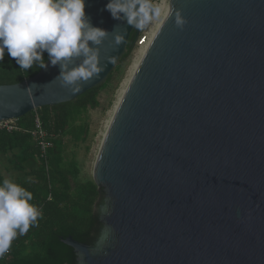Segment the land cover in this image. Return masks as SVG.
<instances>
[{
  "label": "water",
  "instance_id": "obj_1",
  "mask_svg": "<svg viewBox=\"0 0 264 264\" xmlns=\"http://www.w3.org/2000/svg\"><path fill=\"white\" fill-rule=\"evenodd\" d=\"M106 3L85 0L84 9L110 32L103 72L76 92L53 81L59 64L0 86V123L106 81L132 32L135 44L143 31L113 19ZM114 26L124 35L118 47ZM92 182L104 203L100 242L60 240L77 264H264V0H171Z\"/></svg>",
  "mask_w": 264,
  "mask_h": 264
},
{
  "label": "trees",
  "instance_id": "obj_2",
  "mask_svg": "<svg viewBox=\"0 0 264 264\" xmlns=\"http://www.w3.org/2000/svg\"><path fill=\"white\" fill-rule=\"evenodd\" d=\"M132 32L124 55L106 81L75 100L45 107L12 121L11 131L0 128V182L10 178L30 191L41 216L27 233L12 241L0 264H75L73 251L61 243L71 237L91 245L100 229L94 207L99 191L92 181H78L79 169L74 158L64 156L66 146L84 143L88 137L87 113L98 108L97 98L106 90L134 48ZM47 63V53L43 54ZM41 69H20L7 52L0 61V86L15 85L32 78ZM41 124L45 154L38 146L35 120ZM88 151V148L86 149Z\"/></svg>",
  "mask_w": 264,
  "mask_h": 264
},
{
  "label": "clouds",
  "instance_id": "obj_3",
  "mask_svg": "<svg viewBox=\"0 0 264 264\" xmlns=\"http://www.w3.org/2000/svg\"><path fill=\"white\" fill-rule=\"evenodd\" d=\"M84 9L85 0H0V61L7 52L24 70L34 65L47 69L59 64V74L53 81L79 91L82 83L103 72L100 46L110 33L93 26ZM104 9L113 19L138 31L161 16V7L153 0H107ZM175 15L177 26H182L180 13L176 11ZM115 28L111 31L112 43L118 47L124 35L116 33ZM76 60L79 62L74 64ZM32 199L30 191L10 178L0 182V257L41 216V211L30 203Z\"/></svg>",
  "mask_w": 264,
  "mask_h": 264
},
{
  "label": "rangeland",
  "instance_id": "obj_4",
  "mask_svg": "<svg viewBox=\"0 0 264 264\" xmlns=\"http://www.w3.org/2000/svg\"><path fill=\"white\" fill-rule=\"evenodd\" d=\"M162 0H153L155 4L161 5ZM166 6L170 5L171 0H163ZM169 3V4H168ZM153 21L149 26H147L142 34L148 36L153 25ZM139 50L134 44V48L130 53L129 57L120 66L118 73L114 74V79L108 85L105 91L101 92L97 98L99 106L93 111H88L87 113V123H88V137L84 143L77 144L73 146L71 144L66 146L64 156L67 159L74 158L79 169L78 181L83 183L84 181H92L93 168L95 164L96 157L101 147L102 140L108 129V124H110L114 112L113 107L116 102L118 92L121 88L122 82L126 79L128 70L134 60V56ZM88 148V151L86 149ZM0 173H2V168L0 167ZM103 206L104 203L98 197V200L94 207V214L99 215V206Z\"/></svg>",
  "mask_w": 264,
  "mask_h": 264
},
{
  "label": "bare ground",
  "instance_id": "obj_5",
  "mask_svg": "<svg viewBox=\"0 0 264 264\" xmlns=\"http://www.w3.org/2000/svg\"><path fill=\"white\" fill-rule=\"evenodd\" d=\"M169 1V0H168ZM169 4V3H168ZM161 16L158 20H155L154 22V25L151 29V31L149 32V38H148V41H144V43L141 44V46L139 47V50L137 51V53L135 54L134 56V60L128 70V73H127V77L126 79L122 82V85H121V88L118 92V95H117V98H116V102L114 104V107L112 108L113 109V112L115 114V112L117 111L118 109V106L120 105L121 101L123 100L125 94H126V91L133 79V77L135 76L136 72L138 71L139 69V66L141 64V62L143 61L147 51H148V48L150 46V44L152 43V41L154 40L163 20H164V17L168 11V8H169V5L166 6L164 4V1L162 0L161 1ZM110 125V124H108ZM109 128V126H108Z\"/></svg>",
  "mask_w": 264,
  "mask_h": 264
},
{
  "label": "built area",
  "instance_id": "obj_6",
  "mask_svg": "<svg viewBox=\"0 0 264 264\" xmlns=\"http://www.w3.org/2000/svg\"><path fill=\"white\" fill-rule=\"evenodd\" d=\"M144 41H148V36L144 35V34H140L138 36V39L136 40L135 45L137 47H140L142 43H144ZM12 122H6V123H0V128H5L7 131H11L13 128L10 125ZM38 134V146L40 148V151L42 152V154H45L46 150L49 148V144L47 142H45L44 140V133L41 132V124L39 123V120L36 119L35 120V131L32 135H36Z\"/></svg>",
  "mask_w": 264,
  "mask_h": 264
},
{
  "label": "flooded vegetation",
  "instance_id": "obj_7",
  "mask_svg": "<svg viewBox=\"0 0 264 264\" xmlns=\"http://www.w3.org/2000/svg\"><path fill=\"white\" fill-rule=\"evenodd\" d=\"M101 206V205H100ZM99 206V207H100ZM99 207H98V210H99ZM97 221H98V218H97ZM99 223V222H98ZM100 225V224H99ZM101 231H102V228H101V226H100V229H99V231L97 232V234H96V238H95V241L90 245V246H94V245H96V244H98L99 242H100V238H101ZM75 264H77L76 263V258H75Z\"/></svg>",
  "mask_w": 264,
  "mask_h": 264
}]
</instances>
